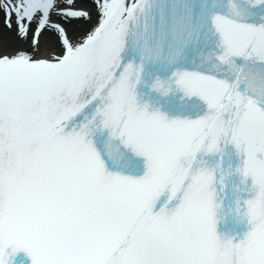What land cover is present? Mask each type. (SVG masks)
Masks as SVG:
<instances>
[{"label": "snow or ice", "instance_id": "6c2138e0", "mask_svg": "<svg viewBox=\"0 0 264 264\" xmlns=\"http://www.w3.org/2000/svg\"><path fill=\"white\" fill-rule=\"evenodd\" d=\"M0 264H264V0H0Z\"/></svg>", "mask_w": 264, "mask_h": 264}]
</instances>
